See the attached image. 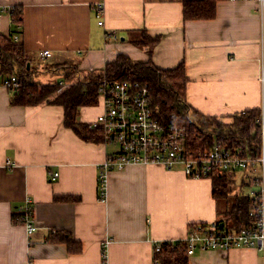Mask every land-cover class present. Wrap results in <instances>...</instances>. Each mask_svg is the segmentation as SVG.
Returning <instances> with one entry per match:
<instances>
[{
    "label": "crops",
    "instance_id": "0c3cea01",
    "mask_svg": "<svg viewBox=\"0 0 264 264\" xmlns=\"http://www.w3.org/2000/svg\"><path fill=\"white\" fill-rule=\"evenodd\" d=\"M185 1L0 0V7L22 11L18 26L1 14L0 32L20 38L34 77L50 60V72L78 67L83 78L125 54L137 62L152 58L164 70L185 65L188 104L204 116L230 119L260 108L264 8L223 0L214 19L186 21ZM101 2L102 26L95 15ZM144 34L160 38L152 56L150 47L133 43ZM47 50L52 56L42 59ZM10 100L0 86V264H103L104 245L107 264H154L156 244L184 241L191 225L223 218L211 178H191L183 168L159 163L110 170L101 200L100 168L117 146L83 139L65 125L62 106H14ZM103 112L99 98L80 109L77 121L87 125ZM54 173L59 177L51 181ZM27 196L38 227L32 236L13 218ZM53 231L70 236L81 250L50 241ZM189 264H264V253L252 247L204 250Z\"/></svg>",
    "mask_w": 264,
    "mask_h": 264
},
{
    "label": "trees",
    "instance_id": "16d2710c",
    "mask_svg": "<svg viewBox=\"0 0 264 264\" xmlns=\"http://www.w3.org/2000/svg\"><path fill=\"white\" fill-rule=\"evenodd\" d=\"M223 0H189L184 3V19L212 20L217 15V4ZM15 26L22 23V11L18 8L10 15ZM160 38L151 39L146 34L140 41L133 42L139 48H149L152 56V48L159 43ZM42 58V57H41ZM51 68H48L50 70ZM61 73L64 81L71 82V86L58 93L59 82L44 84L35 82L33 77L36 72L33 67V59L24 45L13 40V35L5 36L0 32V75L2 77L17 75L21 86L16 89H8L11 95V105L36 106L42 103L59 105L64 108V123L72 128L83 139L92 142L104 141L102 132L90 130L89 125L77 121L80 109L84 106L96 105L100 98V86L104 79L116 81H133L148 84L151 106L156 116L164 123H170L172 116L179 117V123L195 128L199 136L193 140L192 146L206 150L216 143H225L231 147L239 148L245 156L257 157L261 148V128L257 123L260 116V108L248 109L230 117L232 123H224L218 117H209L193 110L187 101V86L189 78L185 65L175 69H160L155 66L150 58L147 62H137L128 55L119 54L117 59L106 64L103 70L93 71L83 78L78 77V67H58L52 69ZM190 143V144H191ZM238 175L231 173H217L211 176L213 196L218 201L229 202L233 193L232 208L223 212L224 216L218 220L219 225L230 231H240L251 225L249 209L252 206L248 194H243L246 185L240 184V191L236 178ZM17 206L13 218L20 223ZM195 225H191L193 229ZM50 241L66 242L72 252L81 250L80 244L73 241L70 236L60 234L58 231L51 233ZM187 245L180 241L175 246L169 244L161 251H154V264H189Z\"/></svg>",
    "mask_w": 264,
    "mask_h": 264
},
{
    "label": "built area",
    "instance_id": "2783aa9c",
    "mask_svg": "<svg viewBox=\"0 0 264 264\" xmlns=\"http://www.w3.org/2000/svg\"><path fill=\"white\" fill-rule=\"evenodd\" d=\"M228 1H251L264 8V0ZM14 9L0 7V15H11ZM104 10L102 2L96 5L95 15L101 26L104 24ZM13 40L19 42L20 38L13 35ZM51 56L52 52L48 50L41 53L45 60ZM259 81L262 104L257 123L261 128V148L257 157H251L245 156L241 149L225 143H216L206 150L195 148L191 142L198 138V129L191 131L190 126L180 124L177 115L172 116L170 123L160 120L151 106L147 83L104 79L99 89L104 112L88 124L90 130L102 132L106 144L117 146V151L109 155L100 168L101 200L106 198L107 173L110 170H122L131 164L159 163L168 169L182 167L191 178H210L224 172L236 174L239 183L249 189L248 195L252 201L249 209L251 225L236 232L225 229L224 224H196L183 242L187 245L189 256L204 250L228 251L243 247L256 248L264 253V60ZM71 84L60 81L58 93H62ZM0 86L16 89L21 86V81L17 75H0ZM58 177L59 173L51 174V181H56ZM19 211L21 224L27 234L32 236L38 227L31 196L25 198ZM177 243H158L155 250L158 252L169 244L175 246ZM106 246L103 247V264H107Z\"/></svg>",
    "mask_w": 264,
    "mask_h": 264
},
{
    "label": "rangeland",
    "instance_id": "374dc122",
    "mask_svg": "<svg viewBox=\"0 0 264 264\" xmlns=\"http://www.w3.org/2000/svg\"><path fill=\"white\" fill-rule=\"evenodd\" d=\"M50 62V60L48 62H44L43 63V66L40 70H42V72H40L36 77H33V80L35 81H39V82H42V83H45V84H55L56 82H60L62 80V75L61 73H52L50 72L48 69V63ZM47 65V66H46ZM47 68V69H46ZM85 77V75H84ZM79 78H82L79 76ZM233 119H221V121H223L224 123H232ZM176 168H182V167H176ZM236 181H237V184H238V188H239V192L240 191V184H239V180L236 178ZM249 189L245 188V190L243 191V194H248V191ZM238 194V190H237V193L234 192L232 197L230 198V201L229 202H225V201H220V205H219V209H222V210H227L228 208H232V205H233V201H234V197ZM227 205H228V208H227Z\"/></svg>",
    "mask_w": 264,
    "mask_h": 264
},
{
    "label": "water",
    "instance_id": "95a60500",
    "mask_svg": "<svg viewBox=\"0 0 264 264\" xmlns=\"http://www.w3.org/2000/svg\"><path fill=\"white\" fill-rule=\"evenodd\" d=\"M222 225V224H221Z\"/></svg>",
    "mask_w": 264,
    "mask_h": 264
}]
</instances>
